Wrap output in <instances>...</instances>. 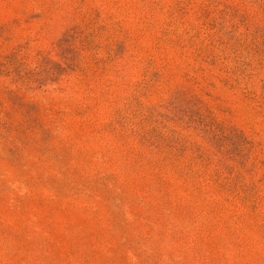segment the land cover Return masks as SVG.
Segmentation results:
<instances>
[{
	"label": "rangeland",
	"instance_id": "obj_1",
	"mask_svg": "<svg viewBox=\"0 0 264 264\" xmlns=\"http://www.w3.org/2000/svg\"><path fill=\"white\" fill-rule=\"evenodd\" d=\"M0 264H264V0H0Z\"/></svg>",
	"mask_w": 264,
	"mask_h": 264
}]
</instances>
